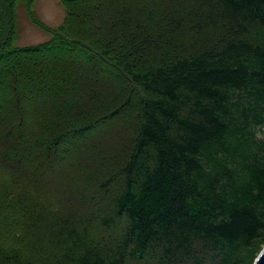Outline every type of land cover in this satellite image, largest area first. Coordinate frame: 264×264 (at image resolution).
<instances>
[{
    "label": "trees",
    "instance_id": "1",
    "mask_svg": "<svg viewBox=\"0 0 264 264\" xmlns=\"http://www.w3.org/2000/svg\"><path fill=\"white\" fill-rule=\"evenodd\" d=\"M63 4L46 42L0 28V264H245L264 0Z\"/></svg>",
    "mask_w": 264,
    "mask_h": 264
},
{
    "label": "rangeland",
    "instance_id": "2",
    "mask_svg": "<svg viewBox=\"0 0 264 264\" xmlns=\"http://www.w3.org/2000/svg\"><path fill=\"white\" fill-rule=\"evenodd\" d=\"M64 0H16L0 5V28L4 34L12 30L14 43L18 47H27L46 42L65 17ZM10 5V6H9ZM10 17V20L8 19ZM2 24V25H1ZM4 24V25H3ZM88 26V25H87ZM88 28L92 29V25ZM2 33V30L1 32ZM3 34V35H4ZM104 68L109 72L110 66ZM112 68V67H111ZM264 239L257 240L244 253L245 264L263 247Z\"/></svg>",
    "mask_w": 264,
    "mask_h": 264
},
{
    "label": "water",
    "instance_id": "3",
    "mask_svg": "<svg viewBox=\"0 0 264 264\" xmlns=\"http://www.w3.org/2000/svg\"><path fill=\"white\" fill-rule=\"evenodd\" d=\"M262 256H264V247L257 254L252 264H264V260L260 259Z\"/></svg>",
    "mask_w": 264,
    "mask_h": 264
},
{
    "label": "snow or ice",
    "instance_id": "4",
    "mask_svg": "<svg viewBox=\"0 0 264 264\" xmlns=\"http://www.w3.org/2000/svg\"><path fill=\"white\" fill-rule=\"evenodd\" d=\"M260 259H261V260H264V256H262Z\"/></svg>",
    "mask_w": 264,
    "mask_h": 264
}]
</instances>
